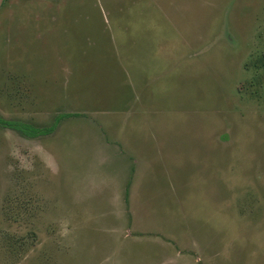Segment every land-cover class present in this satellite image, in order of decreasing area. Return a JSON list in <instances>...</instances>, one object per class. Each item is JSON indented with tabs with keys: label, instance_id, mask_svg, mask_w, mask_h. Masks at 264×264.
<instances>
[{
	"label": "rangeland",
	"instance_id": "rangeland-1",
	"mask_svg": "<svg viewBox=\"0 0 264 264\" xmlns=\"http://www.w3.org/2000/svg\"><path fill=\"white\" fill-rule=\"evenodd\" d=\"M0 117V264H264V0H0Z\"/></svg>",
	"mask_w": 264,
	"mask_h": 264
},
{
	"label": "trees",
	"instance_id": "trees-1",
	"mask_svg": "<svg viewBox=\"0 0 264 264\" xmlns=\"http://www.w3.org/2000/svg\"><path fill=\"white\" fill-rule=\"evenodd\" d=\"M64 116H59L56 119L58 123ZM0 127L11 130L25 138H38L40 136H46L53 132L54 125L47 128H38L33 124L23 122L21 120H8L0 117Z\"/></svg>",
	"mask_w": 264,
	"mask_h": 264
}]
</instances>
